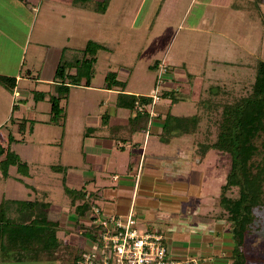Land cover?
<instances>
[{
	"label": "rangeland",
	"instance_id": "1",
	"mask_svg": "<svg viewBox=\"0 0 264 264\" xmlns=\"http://www.w3.org/2000/svg\"><path fill=\"white\" fill-rule=\"evenodd\" d=\"M102 2L104 0H74L70 8L65 7L67 13L72 11L69 14L70 18L66 21L61 20L60 24L51 20L44 29L41 23L45 18L44 14H41L44 8L41 11L32 12L35 21L31 41L35 40V34L39 35L43 32L46 36L45 32L48 30L49 38L46 37L50 42L58 38V36L55 38L56 34L61 36L60 40L64 45L68 40L65 45L66 49H60L62 52L60 51L59 58L63 55L66 60L71 61L80 57L78 51L82 50L88 42L101 44L106 49L100 50L96 55L94 78L91 81L93 88L75 87L68 97L60 102L67 125L49 124L50 104L46 99L35 101L33 92L29 93L27 103L18 100L14 102L16 107L12 120L5 124L0 123V145L3 148L10 147L20 162L27 165L29 175L22 176L18 173L16 166H10L7 176H4V170L0 165V204L3 200L49 202L53 206V211L48 213L49 218L59 222L60 219H65V216H70L71 210L67 205L70 198L63 191L62 180H67L71 171L75 170L70 168V165H81L82 160L86 159L81 153V124L87 118L103 117L106 111L105 107L102 109L96 107L95 102L104 97L96 86L104 83L106 73L111 71L116 77L129 74V88L132 92L152 94L155 77L147 64L151 61L150 53L154 50V45L158 40L154 36L155 31L161 26L165 17L161 22L158 20H161L162 12L169 11L170 7L167 8L168 10L160 9L162 0H107V6L103 12ZM227 4V0H214V2L213 0H193L188 9L189 14L184 21L179 16L169 20L172 32L177 31V34L172 44L166 49L165 58L168 54L172 55L177 52L179 55L183 54L177 40L183 41L185 35L189 33L185 30L186 21L190 26H194L193 23L198 21V16L204 11L206 16L203 19L204 26H215L212 33L207 35L208 40L205 43H203L204 36L199 32L193 35L200 36L190 37L200 45L199 55L189 56L191 59H196L191 63L190 68L183 63L176 65L177 59L171 61L172 65H175L171 66L175 76H179L180 72L190 79L189 85H192V80L194 82L192 86L195 88L191 87L192 91H195L194 96L174 92L171 94L175 99L171 114L191 116V118L199 117L197 131L188 133L189 136L197 137L195 141H201L207 135L208 140L212 142L216 135V124L221 110L216 108L207 112L204 109L206 104L210 103L209 100L214 97L211 92L213 94L218 92L212 100L218 102H222L225 98L231 99L241 93L245 94L254 82L257 62L264 60V0H234L236 11L229 10ZM159 9L162 10L161 14L156 17ZM238 9L241 11L239 12ZM215 11L217 13L214 19ZM175 15L177 16L178 13ZM79 16L83 18L82 23L78 21ZM111 22L114 27L109 28ZM150 26L154 28L149 35L147 28ZM50 33L54 36V41ZM73 46L82 49H75ZM32 48L33 46H29L27 49L26 62L21 71L22 82L17 88L20 91L23 86L27 88L26 85L29 84L27 89L45 92L47 97L55 95V86L45 85L42 79L52 80L60 59L52 61L53 50L50 46L39 47L41 58L37 60L35 69H31L29 64L32 61ZM164 86L163 82L162 92L165 89ZM217 87L220 88L219 91ZM196 88L201 90L196 91ZM169 106L168 104L167 108ZM172 115H168V127H171L173 135L179 134L178 125L180 124L175 119L181 117ZM33 120L42 122L32 123ZM23 122H26V125L24 130L19 132L18 126ZM65 130L66 138L64 145L61 146V136ZM9 135L14 139L11 140V144L8 143ZM168 135L165 134L162 138L165 139ZM51 142L54 144H50ZM76 147H79L77 153H75ZM221 157L225 160L227 172L229 159L223 154ZM4 158L5 154L0 155V161ZM67 186L72 188L75 185L67 184ZM57 208L60 212H57ZM255 214L257 220L252 233L246 239L244 253L250 258L249 264H264V207L256 210ZM142 226L139 224L138 230L144 232ZM79 233L77 229L73 235L58 234V236L68 244L84 249L87 242ZM21 264L48 263L25 262Z\"/></svg>",
	"mask_w": 264,
	"mask_h": 264
},
{
	"label": "crops",
	"instance_id": "2",
	"mask_svg": "<svg viewBox=\"0 0 264 264\" xmlns=\"http://www.w3.org/2000/svg\"><path fill=\"white\" fill-rule=\"evenodd\" d=\"M73 2L74 0H28L27 3H23L17 0H0V76L13 78L16 81L15 88L11 91L0 86V123L5 124L12 120L16 107L14 102L18 100L27 103L29 93L33 92L27 89L29 84L26 85L27 88L23 86L20 91L17 88L22 82L21 71L26 62L28 47L33 46L29 67L35 69L37 60L41 58L39 47L50 46L53 50L52 61H58L62 52L60 49H66L65 45L68 43L67 40L64 45L60 40L61 36L57 34L55 38L57 36L58 38L55 40L51 33L52 40L55 41L50 42L49 30L45 32L48 38L42 32L39 35L35 34V40L31 41L35 21L32 12L44 8L41 13L45 17L41 22L44 29L51 20L60 24L61 20L66 21L70 18L69 14L72 11L68 10L67 13L65 7L70 8ZM191 3L193 0H162L160 9L168 10V7L170 9L162 14L160 12L162 10L159 9L156 13V17L161 14V20L158 22L165 18L155 31L154 36L158 40L150 53L151 61L147 67L156 78L158 64L163 59L166 60L164 62L167 64V72L163 81L165 85L163 92L170 95L174 92L194 96L195 91L193 92L191 88L193 80L192 85H189L190 79L182 73L179 72L180 75L175 76L171 68L175 65H172L171 61L177 59L176 65L183 63L190 68L191 63L196 59H191L189 56H198L200 51L199 43L190 37L203 35V43H205L208 40L207 35L211 34L215 27L204 26L203 19L206 18L204 11L198 16V21L193 23L194 26H190L186 21L185 30L189 33L185 35L183 41L177 40L183 54L179 55L177 52L168 54L165 58L166 49L177 34V31L172 32L169 20L179 16L184 21L189 14ZM227 3L229 10L236 11L234 0H227ZM238 11L240 12L241 9ZM216 13L217 11L214 13V19ZM81 17L78 18L80 22L83 19ZM112 27L114 26L111 22L109 28ZM153 28L154 26L147 28L149 35ZM197 32L200 35H193ZM150 42L152 43L151 39ZM74 48L82 49L77 46ZM128 76L129 74H125L116 78L125 83L123 90L106 89L104 83L96 86L97 90L104 94L103 98L95 102L96 107L98 109L105 107L106 111L103 117L87 118L81 124V153L86 159L82 160L81 165H70V168L75 170L68 175L67 184L75 185V188H72L76 190L84 188L86 196L93 193V205L105 214L133 215L137 221V229L140 224L143 225V231L157 230L163 233L173 258L189 259L190 264H230L232 236L228 223L221 218L220 210L216 206V198L228 172L225 170L222 154L209 150L200 157L195 147L197 137L188 134L171 133L168 138L162 139L165 118L167 115H172L171 110L175 105V101L172 102L170 96L161 97L154 108V116L147 114V117L139 115L135 118L134 109L118 106L116 103L119 93L149 96L132 92L129 88ZM42 82L52 86L53 78L42 79ZM91 88H93L91 85L87 87V89ZM200 90L196 88V91ZM168 104L170 106L167 108ZM173 117L191 116L174 115ZM41 122V120H33L32 123ZM63 124L67 125L66 119ZM65 138L66 130L61 136V146L64 145ZM78 150L79 147H76L75 153ZM67 205L74 215L70 213V216L60 219L58 232L60 235H73L78 229L77 220L84 223L89 212L85 210L78 217L75 207H71L69 202ZM52 208L53 206L50 205V212L53 211ZM57 209V212H60V209ZM84 239L87 242V238ZM86 247L88 246L84 248Z\"/></svg>",
	"mask_w": 264,
	"mask_h": 264
},
{
	"label": "trees",
	"instance_id": "3",
	"mask_svg": "<svg viewBox=\"0 0 264 264\" xmlns=\"http://www.w3.org/2000/svg\"><path fill=\"white\" fill-rule=\"evenodd\" d=\"M17 1L28 2V0ZM106 1L102 2L103 12L107 6ZM104 49L106 48L101 44L88 42L82 50L78 51L80 57L68 61L62 55L53 76L55 95L47 97L45 92L33 91L35 101L44 100L47 97L51 115L49 124H63L65 114L60 107V102L68 97L71 88L90 87L94 78L96 55ZM116 78L114 72L108 71L105 75L104 87L123 90L125 83ZM15 83L13 78L0 76V86L7 90H13ZM217 88L219 91L220 88ZM211 94L214 99L218 92L214 94L211 92ZM167 96L172 98L169 93L162 92V98ZM212 100H209L210 103H207L204 109L207 112L216 108L221 110L217 119L216 135L212 142L208 140L207 135L201 141H195L196 153L203 157L209 150H214L226 155L229 159L228 172L216 198V206L220 210L221 218L228 223L232 236L233 249L230 264H249L250 258L245 255L244 246L257 220L255 211L264 207V60L257 62L255 79L248 92L231 99L225 98L222 102ZM150 101L149 96L119 93L116 104L136 111V103L148 104ZM173 101H175L174 98H172ZM135 114V118L139 115L147 117V113L136 111ZM168 120L167 115L162 129L163 135L171 134ZM175 120L181 125H178L179 134L196 132L197 124L200 122L199 117ZM25 125L26 122L20 123L18 131L22 132ZM11 140L14 139L9 135V144ZM2 154H5V158L0 161L4 176H7L10 166H16L18 173L22 176L29 175L27 165L20 162L9 146L3 148L0 145V155ZM62 183L64 193L70 198V206L75 207L76 215L80 217L82 212L89 210L93 205V193L86 196L84 188L79 190L70 188L65 179ZM49 210V202L37 200H3L1 202L0 264L25 262L77 264L82 259L84 249L70 245L59 238V222L48 217ZM76 226L83 237L94 239L92 228L90 229L80 220H77Z\"/></svg>",
	"mask_w": 264,
	"mask_h": 264
},
{
	"label": "built area",
	"instance_id": "4",
	"mask_svg": "<svg viewBox=\"0 0 264 264\" xmlns=\"http://www.w3.org/2000/svg\"><path fill=\"white\" fill-rule=\"evenodd\" d=\"M167 64H158L151 101L136 103L137 112L154 116V108L160 101ZM92 228L94 239L87 238L84 255L77 264H190L189 259H176L170 255L165 236L157 230L141 232L133 215L115 216L105 214L92 205L85 219ZM86 223H84L86 225Z\"/></svg>",
	"mask_w": 264,
	"mask_h": 264
}]
</instances>
